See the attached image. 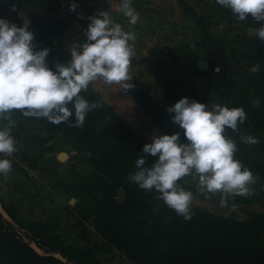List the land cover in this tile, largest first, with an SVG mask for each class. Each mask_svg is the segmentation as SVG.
I'll return each instance as SVG.
<instances>
[{
	"label": "rangeland",
	"instance_id": "rangeland-1",
	"mask_svg": "<svg viewBox=\"0 0 264 264\" xmlns=\"http://www.w3.org/2000/svg\"><path fill=\"white\" fill-rule=\"evenodd\" d=\"M73 3L76 4L75 11L70 10ZM119 3L120 0H30L16 5H0V17L18 26H22L24 20H30L36 47L50 48L49 56L53 64L71 59L73 47H79L81 41L87 39L84 32L89 23L87 18L99 11H108L114 22L120 23L125 31L133 32L136 39L130 43L135 54L129 68L132 80L128 83L135 86L124 90L120 84L109 85L98 80L84 92L98 95L106 107L124 122L125 127L146 143L151 142L153 134H164L144 108L143 97L146 95L156 100L155 96L139 88L134 79L138 73L136 65L143 59L141 50L151 41L166 47L168 41L195 38L200 29L210 27L232 43L230 46L236 55L241 83L233 98L240 91L242 94L248 77L253 80V88L259 90L264 87V42L253 35L255 27H246L247 19L238 20L231 10L217 4L216 0H132V6L139 14L135 25L130 24L129 18L119 11ZM151 66L164 72L155 64ZM254 68L257 70L253 71ZM256 89L249 90V104L261 107L262 98ZM8 120L16 122L12 134L17 140L18 151L11 156L0 154V158L11 159L13 163L8 176H0V264H6L7 256L12 254V235L23 240L41 256H54L64 264H75L59 253L41 249L32 238L34 231L26 227L28 222L40 224L37 227L43 233L50 234V229L63 246L83 251L97 261L92 264H136V258L142 261L150 256L152 252L138 256L133 244L128 245L127 241L112 242L98 230L94 204L103 198L106 182L111 183L109 192L116 195V201L123 204L127 200L125 190L116 188L120 181L112 180L110 171H107L106 166L111 168L108 161L113 153L98 154L100 147L97 149L94 142L86 141V137L78 133L80 127L67 122L50 126L41 119L33 121L19 115L15 110L7 114V119H0V127ZM243 127L246 128L245 122L240 124L236 132L238 135L242 134ZM259 131L257 137L264 135L262 129ZM261 148L256 147L255 143L249 154L264 161V149ZM125 156L130 157V153ZM137 156L138 152L130 158L137 160ZM253 174L256 180L250 185V194L229 196L224 207L220 204L221 193L205 195L199 192L195 173L183 177L179 183L193 192L191 207L228 223V237L236 238L239 226L245 229V226L253 223L258 226L254 230L243 231L247 237L242 238L264 245V180ZM169 209L172 213L173 209ZM48 222L51 226L43 225ZM139 226L136 224L133 228L139 229ZM196 226L202 229L203 223L198 222ZM219 238L220 234L211 230H205L196 237L206 244L208 240L214 242ZM39 242L45 244L44 240ZM124 246H129L130 254L123 249ZM199 246L200 243L197 247L201 248ZM173 247L169 251L164 250V253L155 251L158 263H166L169 256L186 250L185 246Z\"/></svg>",
	"mask_w": 264,
	"mask_h": 264
},
{
	"label": "clouds",
	"instance_id": "clouds-1",
	"mask_svg": "<svg viewBox=\"0 0 264 264\" xmlns=\"http://www.w3.org/2000/svg\"><path fill=\"white\" fill-rule=\"evenodd\" d=\"M216 3L231 10L238 20L251 16L262 22L253 35L264 42V0H216ZM75 9L76 4H71L70 10ZM119 11L129 18L130 24L138 22L139 14L132 0H120ZM87 19L86 41L73 47L69 61L51 65V49L36 47L30 20L18 26L0 17V119L20 110L25 116L82 127L88 113L98 106L81 95L90 84L102 80L109 85L120 84L124 90L135 86L128 83L132 80L129 68L135 54L130 42L136 39L135 34L125 31L105 10ZM167 111L173 114L171 120L183 130L185 139H181L180 131L153 134L142 151L156 157L155 162L146 166L147 159L141 155L129 180L141 189L158 193L157 199L185 219L191 218L193 201V192L179 183L185 176L195 173L197 188L205 195L221 193V207L226 206L229 196L249 195L256 177L235 158L237 141L225 134L227 129L238 132L239 125L245 122L247 114L243 107L229 108L185 96ZM15 127L14 120L0 127V154L11 156L18 151L12 134ZM240 142L255 144L258 139L251 134L242 135ZM12 169L11 159L0 158V176L7 177Z\"/></svg>",
	"mask_w": 264,
	"mask_h": 264
},
{
	"label": "trees",
	"instance_id": "trees-1",
	"mask_svg": "<svg viewBox=\"0 0 264 264\" xmlns=\"http://www.w3.org/2000/svg\"><path fill=\"white\" fill-rule=\"evenodd\" d=\"M22 1L29 2L30 0H0V5H16ZM261 23L249 16L245 25L246 27L258 28ZM81 43L83 44L84 41H81ZM50 56V64L54 65ZM252 81V78L248 77L242 94H240V91L228 105L229 108L243 107L247 114L246 128H242L241 135L231 129H227L225 134L237 141L238 150L235 153V158L256 173L260 179L264 180V161L256 159L251 153L249 154L253 144L240 142L242 135L251 134L257 137L260 129L264 131V87L257 90L253 88ZM252 89H256L260 94L262 98L261 107L249 104V90ZM81 95L89 102H95L98 106L88 113L85 123L80 127L78 133L85 136L86 141L94 142L97 149L100 147L97 150L98 154L113 153L108 161L111 168L106 166L107 171H110L109 177L112 180L120 181L116 186L117 190L123 188L127 196L126 202L120 204L116 201V195L109 192L112 189L111 183L106 182L103 187V198L94 204V209L98 215L97 226L102 236L112 242L127 241L128 245L133 244L137 249L136 255L138 256L152 252L146 260L141 261L136 258V264H160L156 254L157 250L164 253V250L169 251L168 249L172 246H174L173 248L185 246L186 250L169 256L167 262L171 261L168 264H264V245L254 243L248 238H242V236L247 237L243 231L254 230L258 225L254 226L253 223H250L249 226H245V229L239 226V235L236 238L228 237L226 229L230 227L224 219L209 215L193 207H191V218L185 219L174 210L171 213V210L162 203L164 201L156 198L158 193L141 189L136 183L130 181L129 174L136 171V160L134 158H132L134 160H131L130 157H135L138 152L137 157L145 156L147 159L146 166L149 167L155 162L156 157L143 153V145L146 142L139 139L138 135L130 128H126L124 122L110 108L106 107L98 95L85 92H82ZM143 98L145 111L157 123L163 133L180 131L181 139L184 140L183 130L171 120L173 114L168 113L167 108L159 103L156 96V100L146 95ZM245 103H248V105L245 106ZM16 111L19 115L25 116L20 110ZM25 117L33 121L41 119L49 123L50 126L56 125L44 117ZM246 121H249V123H246ZM125 129H127V132H124ZM119 134L121 137H118ZM257 139L259 140L256 147H264V135L257 137ZM127 153H130V157L125 156ZM0 219H2V216H0ZM198 222L203 223L202 229L197 228L196 223ZM136 224H140L139 229L133 228V225ZM39 225L34 222L26 223V227L34 231L32 238L41 249L51 253H59L75 264L97 263L85 252L73 247L63 246L59 238H54L50 229V234L41 232L37 227ZM43 225L51 226V223H43ZM205 230L218 232L220 238L214 242L208 240L207 244L202 243L196 237L203 234ZM12 237L13 240L10 239V241L13 243V250L12 254L7 256L6 264H38L40 262L64 264L54 256L39 255L23 240L15 235H12ZM42 240L45 241V244L39 242ZM199 243L201 248L197 247ZM128 247L124 246L123 249L130 254L131 251ZM167 262H162V264H167Z\"/></svg>",
	"mask_w": 264,
	"mask_h": 264
},
{
	"label": "crops",
	"instance_id": "crops-1",
	"mask_svg": "<svg viewBox=\"0 0 264 264\" xmlns=\"http://www.w3.org/2000/svg\"><path fill=\"white\" fill-rule=\"evenodd\" d=\"M221 35L204 27L195 38L166 42L170 64L162 73L152 68L148 58V52L157 45L151 41L141 50L143 59L136 65V85L156 96L166 108L185 96L228 106L241 78L232 43ZM200 61L207 62V69L198 67Z\"/></svg>",
	"mask_w": 264,
	"mask_h": 264
},
{
	"label": "built area",
	"instance_id": "built-area-1",
	"mask_svg": "<svg viewBox=\"0 0 264 264\" xmlns=\"http://www.w3.org/2000/svg\"><path fill=\"white\" fill-rule=\"evenodd\" d=\"M148 58L152 64L157 65L161 69H164L170 64V56L166 47L162 45H155L154 48L148 52Z\"/></svg>",
	"mask_w": 264,
	"mask_h": 264
},
{
	"label": "water",
	"instance_id": "water-1",
	"mask_svg": "<svg viewBox=\"0 0 264 264\" xmlns=\"http://www.w3.org/2000/svg\"><path fill=\"white\" fill-rule=\"evenodd\" d=\"M198 67H199L201 70H205V69H207L208 64H207L206 61H200L199 64H198Z\"/></svg>",
	"mask_w": 264,
	"mask_h": 264
}]
</instances>
